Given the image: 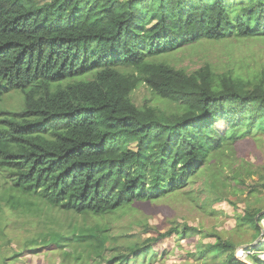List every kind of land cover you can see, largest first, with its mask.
I'll list each match as a JSON object with an SVG mask.
<instances>
[{
    "label": "trees",
    "instance_id": "1",
    "mask_svg": "<svg viewBox=\"0 0 264 264\" xmlns=\"http://www.w3.org/2000/svg\"><path fill=\"white\" fill-rule=\"evenodd\" d=\"M260 36L264 0H0V101L10 92L22 99L18 110L0 108V264L29 250H56L59 264H152L153 244L207 234L138 220L144 238L130 232L135 221L112 233L97 218L166 193L192 195L197 181L203 206H235L231 197L245 194L235 232H251L253 243L264 164L238 155L264 143V70L206 63L189 71L160 58L201 41ZM140 84L176 111L136 104ZM7 211L35 231L11 239ZM240 245L198 239L190 256L264 264V245L244 260Z\"/></svg>",
    "mask_w": 264,
    "mask_h": 264
},
{
    "label": "rangeland",
    "instance_id": "2",
    "mask_svg": "<svg viewBox=\"0 0 264 264\" xmlns=\"http://www.w3.org/2000/svg\"><path fill=\"white\" fill-rule=\"evenodd\" d=\"M160 59L175 67L185 68L189 71L210 63L219 71L238 69L241 73L245 72V74L251 76L253 71L264 70V36L247 39H229L218 42L201 41L200 43L167 54ZM132 98L138 105L157 106L166 114L176 111V107L173 104L158 100L144 84H140L133 91ZM21 104V96L10 92L0 101V108L18 110ZM220 128L222 127L220 126ZM238 156L250 162L263 165L264 143L259 144L254 150L241 152ZM200 186V181H197L193 186L195 191L192 195L186 193L189 188L178 193H166L152 202L138 207L134 211L122 212V214L118 212L114 217L106 216V218H97V220L99 223H107L113 226L112 233L117 229L128 228L127 224L135 221L130 232H134V235L144 238L146 235L142 234L141 225L136 223L138 220L145 221L161 232L166 231L176 221L179 224L186 223L189 226L196 227L207 234L208 237L195 235L194 239L190 242H186L184 238L179 239V237L171 235L167 239L153 244V248L159 255L153 259L152 264H199V262H195L190 256V253L194 251L193 245L198 239L204 243H214L217 237L233 239L235 242L241 243L236 250V256L242 260H244L246 254L256 251L252 249L253 247L258 248L261 244L264 245V218L258 223L261 234L256 241L251 243L253 245L247 244L251 238V232H246L245 230L235 232L236 213L240 214L244 209L245 204L243 199L245 194L240 193L236 197H231L235 202V206H232L224 199L203 206L201 203H203L205 195L203 192H200ZM263 195L264 189L257 195L259 196L260 204L264 203ZM17 217L14 212L7 211L6 232L11 239L20 240L30 236L35 231V224L30 219H24L21 222L19 217ZM15 218L21 223V226L15 221ZM74 220L75 222L78 221V223L81 221L78 217ZM93 221V218L86 219V223H92ZM208 234H212L216 238ZM244 246L246 248H242ZM250 247L252 251L247 250ZM258 251L260 257L264 259V248ZM33 252V250L22 252L15 260L8 261L6 264H59L60 259L56 250L42 251L36 254H33ZM108 256L109 252H106L105 257L107 258ZM101 264L108 263L103 262Z\"/></svg>",
    "mask_w": 264,
    "mask_h": 264
},
{
    "label": "water",
    "instance_id": "3",
    "mask_svg": "<svg viewBox=\"0 0 264 264\" xmlns=\"http://www.w3.org/2000/svg\"><path fill=\"white\" fill-rule=\"evenodd\" d=\"M264 213V210L260 213V214H263ZM257 240V239H256ZM255 240V241H256ZM250 245H253V244H250ZM246 247H247V245H246ZM245 246L244 247H242V248H246Z\"/></svg>",
    "mask_w": 264,
    "mask_h": 264
}]
</instances>
